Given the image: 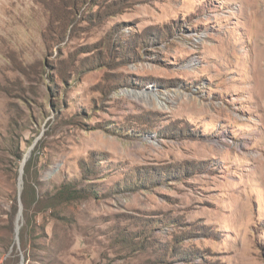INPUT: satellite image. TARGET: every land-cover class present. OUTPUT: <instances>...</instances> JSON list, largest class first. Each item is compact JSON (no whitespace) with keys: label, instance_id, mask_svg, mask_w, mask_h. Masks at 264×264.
<instances>
[{"label":"rangeland","instance_id":"374dc122","mask_svg":"<svg viewBox=\"0 0 264 264\" xmlns=\"http://www.w3.org/2000/svg\"><path fill=\"white\" fill-rule=\"evenodd\" d=\"M0 264H264V0H0Z\"/></svg>","mask_w":264,"mask_h":264},{"label":"trees","instance_id":"16d2710c","mask_svg":"<svg viewBox=\"0 0 264 264\" xmlns=\"http://www.w3.org/2000/svg\"><path fill=\"white\" fill-rule=\"evenodd\" d=\"M77 197H83V195L81 194V190L76 188L71 183L62 184L57 193V198L61 200H72Z\"/></svg>","mask_w":264,"mask_h":264}]
</instances>
